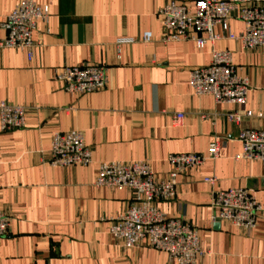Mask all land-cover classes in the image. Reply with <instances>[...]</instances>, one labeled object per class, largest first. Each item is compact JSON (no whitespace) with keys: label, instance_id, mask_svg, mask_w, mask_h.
I'll return each instance as SVG.
<instances>
[{"label":"crops","instance_id":"0c3cea01","mask_svg":"<svg viewBox=\"0 0 264 264\" xmlns=\"http://www.w3.org/2000/svg\"><path fill=\"white\" fill-rule=\"evenodd\" d=\"M20 1L0 0V22ZM31 1L49 12L31 34L30 60L23 50L0 49V102L25 113L21 129L0 131V212L9 219L0 264H175L146 243L125 248L108 234L130 194L96 186L97 170L101 163L145 161L162 180L170 154L206 155L215 138L222 146L218 159L179 174L175 198L158 207L198 232L206 254L195 264H264V164L236 159L238 131L264 130V49L224 39L202 50L192 41L164 43L158 11L170 1L192 11L196 0ZM229 30L241 34L242 22L233 17ZM146 32L152 40L144 44ZM126 39L134 41L119 43ZM213 48L229 51L247 80L243 108L191 90L190 72L210 63ZM86 64L108 69L104 90L76 96L53 80L62 67ZM245 111L262 116L247 118ZM230 112L240 114L237 125L227 121ZM175 114L183 116L178 126L171 123ZM77 130L91 163L51 166L53 134ZM211 176L213 187L202 182ZM230 188L250 190L260 206L252 231L216 218L211 193Z\"/></svg>","mask_w":264,"mask_h":264},{"label":"built area","instance_id":"2783aa9c","mask_svg":"<svg viewBox=\"0 0 264 264\" xmlns=\"http://www.w3.org/2000/svg\"><path fill=\"white\" fill-rule=\"evenodd\" d=\"M48 6L31 0H21L0 22V49H20L27 60L32 56L34 43L31 34L36 23L47 17ZM164 43L192 41L198 50L207 43L231 40L246 50L264 49V0H196L191 11L186 5L170 1L158 11ZM238 19L243 32L235 35L229 30V20ZM219 27L222 34L215 32ZM141 42L147 44L152 34L146 32ZM134 40H120L119 43ZM53 80L61 84L71 95L81 96L106 88L108 69L103 65L86 64L65 66L58 69ZM189 86L196 96L209 95L218 104H230L243 108L249 85L236 73L227 50L212 49L210 63L194 69L189 75ZM253 115L245 111L244 116ZM182 114H175L172 125L178 126ZM228 122L237 125L240 114H227ZM25 125L24 109L0 102V131L21 129ZM237 140L241 153L236 159L264 164V130L244 128L238 131ZM222 146L215 138L208 146L206 155L195 153L170 154L166 162L171 168L165 179L155 177L145 161L101 163L97 170L96 186L125 189L130 194L126 209L110 220L108 234L125 248H135L146 243L150 248L164 253L175 264H195L206 252L201 246L198 232L182 220L167 218L158 207L160 202H170L176 196L179 174L186 170L199 169L206 159L216 160ZM50 165L53 167L87 166L91 163V152L84 144L80 131L56 132L50 142ZM202 182L213 187L215 177H204ZM211 206L217 211L216 218L244 231H252L260 206L252 193L244 188L213 190ZM9 219L0 212V237L6 236Z\"/></svg>","mask_w":264,"mask_h":264},{"label":"water","instance_id":"95a60500","mask_svg":"<svg viewBox=\"0 0 264 264\" xmlns=\"http://www.w3.org/2000/svg\"><path fill=\"white\" fill-rule=\"evenodd\" d=\"M218 225H219V223L215 224V226H214V227H215V228H218Z\"/></svg>","mask_w":264,"mask_h":264},{"label":"bare ground","instance_id":"6f19581e","mask_svg":"<svg viewBox=\"0 0 264 264\" xmlns=\"http://www.w3.org/2000/svg\"><path fill=\"white\" fill-rule=\"evenodd\" d=\"M211 177H213V176H211Z\"/></svg>","mask_w":264,"mask_h":264}]
</instances>
